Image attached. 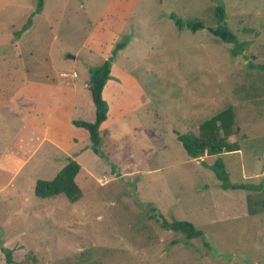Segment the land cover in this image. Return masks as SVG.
Masks as SVG:
<instances>
[{"label":"rangeland","instance_id":"374dc122","mask_svg":"<svg viewBox=\"0 0 264 264\" xmlns=\"http://www.w3.org/2000/svg\"><path fill=\"white\" fill-rule=\"evenodd\" d=\"M218 4L243 45L237 56L206 30ZM35 8L36 0H0V249L23 264H264V0ZM191 21L205 29L192 33ZM109 58L99 156L72 121H93L88 71ZM73 88L82 94L66 106ZM223 110L232 115L226 141L238 150L187 157L176 135L218 139L202 125ZM45 122L51 143L42 140ZM29 124L17 154L15 136ZM71 158L78 200L34 196L36 181ZM217 158L229 183L251 188L221 190L210 170ZM159 216L189 222L203 238L163 230Z\"/></svg>","mask_w":264,"mask_h":264},{"label":"trees","instance_id":"16d2710c","mask_svg":"<svg viewBox=\"0 0 264 264\" xmlns=\"http://www.w3.org/2000/svg\"><path fill=\"white\" fill-rule=\"evenodd\" d=\"M43 0H36V12L41 11ZM214 17L216 18V26L214 28H206V30L214 37L218 38L224 44L232 45L230 51L232 56H237L243 51V45L239 43L236 37L228 31L225 25L224 9L221 4L214 7ZM172 18V17H171ZM174 24L180 28L182 24L179 20H174ZM184 26L192 33L197 30H203L205 27L202 23L191 21ZM123 47V43H118L111 51L114 56L116 51ZM112 58L104 60L98 67L88 71L89 78L87 90L89 92L91 102L94 107V119L92 122L72 121V125L81 128L87 132L88 141L91 152L95 155L99 153L100 137L99 126L105 121L107 106L101 97L102 89L105 82L108 80L110 65ZM258 68V67H257ZM217 123V125H216ZM232 115L229 110H223L216 114L208 123L202 125L206 128L214 127L212 130H219L220 137L215 138L213 132L208 134L210 138L202 137L192 138L186 135H176V140L180 143L183 151L190 159H196L203 154L209 156H218L222 153L236 152L238 149L233 143H227L226 139L231 135ZM79 170V166L70 160L51 180H38L35 183L33 194L34 196L45 199L57 195L64 196L70 203H74L80 197V191L74 182V177ZM214 178L219 182L221 190H246L251 187L245 184H231L228 180V175L225 171L223 162L217 158L210 166ZM163 230L173 233L183 234L186 240L203 238L202 232L196 230L193 225L186 221L171 220L167 222L159 216V221L156 220ZM0 253L3 255L5 264H23L16 262L12 258V250L1 248Z\"/></svg>","mask_w":264,"mask_h":264},{"label":"crops","instance_id":"0c3cea01","mask_svg":"<svg viewBox=\"0 0 264 264\" xmlns=\"http://www.w3.org/2000/svg\"><path fill=\"white\" fill-rule=\"evenodd\" d=\"M73 77V76H72ZM75 77V76H74ZM44 82V81H43ZM30 83H27V85H29ZM44 84V83H43ZM27 85H24L23 86V84H22V91H23V93L24 92H26V91H29V90H32V91H34L33 89H31V87L30 86H27ZM40 85H39V83H38V87H39ZM43 86V89H44V85H42ZM85 88H87V85L85 86ZM44 92V91H43ZM71 96H70V98H69V100H68V103H67V105L66 106H74L75 105V101L77 100V99H79V94H82L80 91H78V90H76V89H72L71 90ZM63 106H59V107H56V108H54L52 111H50V109L51 108H49L48 107V111H50V115H51V113H53V112H55L56 110H58V109H60V108H62ZM44 124V123H43ZM47 131H49V127L47 126V123L45 122V124L43 125V137H42V140L44 141V142H48V143H51V142H49L48 140H47V136H46V133H47ZM30 132H31V127H30V124L28 125V127H26V129H20V130H18V132H17V135L15 136V137H17L18 139H17V143H16V145L14 146V151H17V154H19V151L24 147V145H23V142H24V137L26 136V138L30 135ZM20 144V145H19ZM9 150H11V149H9L8 148V150L7 151H9ZM71 160H72V158H71ZM69 162V161H68ZM67 162V163H68ZM66 163V164H67Z\"/></svg>","mask_w":264,"mask_h":264},{"label":"water","instance_id":"95a60500","mask_svg":"<svg viewBox=\"0 0 264 264\" xmlns=\"http://www.w3.org/2000/svg\"><path fill=\"white\" fill-rule=\"evenodd\" d=\"M66 58H67V59H73L74 57L71 56V55H67Z\"/></svg>","mask_w":264,"mask_h":264},{"label":"built area","instance_id":"2783aa9c","mask_svg":"<svg viewBox=\"0 0 264 264\" xmlns=\"http://www.w3.org/2000/svg\"><path fill=\"white\" fill-rule=\"evenodd\" d=\"M72 76L74 77L75 75L73 74ZM63 77H66V75H63Z\"/></svg>","mask_w":264,"mask_h":264}]
</instances>
